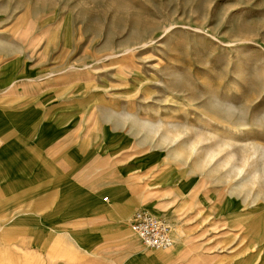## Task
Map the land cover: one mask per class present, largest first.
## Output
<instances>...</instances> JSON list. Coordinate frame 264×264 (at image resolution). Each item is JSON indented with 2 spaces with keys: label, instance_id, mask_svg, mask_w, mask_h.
<instances>
[{
  "label": "rangeland",
  "instance_id": "rangeland-1",
  "mask_svg": "<svg viewBox=\"0 0 264 264\" xmlns=\"http://www.w3.org/2000/svg\"><path fill=\"white\" fill-rule=\"evenodd\" d=\"M10 64L1 92L75 100L82 168L140 171L171 203L141 208L264 264V0H0Z\"/></svg>",
  "mask_w": 264,
  "mask_h": 264
},
{
  "label": "crops",
  "instance_id": "crops-1",
  "mask_svg": "<svg viewBox=\"0 0 264 264\" xmlns=\"http://www.w3.org/2000/svg\"><path fill=\"white\" fill-rule=\"evenodd\" d=\"M12 69L0 68V264H253L252 243L221 249L186 215L169 218L170 249L146 247L132 216L157 202L160 214L170 208L162 188L147 190L140 171L82 168L75 100L40 88L3 93Z\"/></svg>",
  "mask_w": 264,
  "mask_h": 264
},
{
  "label": "built area",
  "instance_id": "built-area-1",
  "mask_svg": "<svg viewBox=\"0 0 264 264\" xmlns=\"http://www.w3.org/2000/svg\"><path fill=\"white\" fill-rule=\"evenodd\" d=\"M130 226L148 248L168 250L173 246L170 224L147 209L135 210Z\"/></svg>",
  "mask_w": 264,
  "mask_h": 264
}]
</instances>
